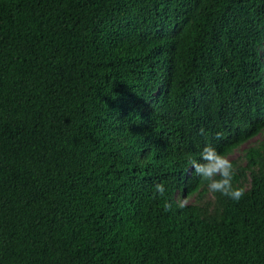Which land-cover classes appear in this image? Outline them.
Here are the masks:
<instances>
[{
  "label": "trees",
  "instance_id": "trees-1",
  "mask_svg": "<svg viewBox=\"0 0 264 264\" xmlns=\"http://www.w3.org/2000/svg\"><path fill=\"white\" fill-rule=\"evenodd\" d=\"M263 130L264 0H0V264H264Z\"/></svg>",
  "mask_w": 264,
  "mask_h": 264
},
{
  "label": "clouds",
  "instance_id": "clouds-1",
  "mask_svg": "<svg viewBox=\"0 0 264 264\" xmlns=\"http://www.w3.org/2000/svg\"><path fill=\"white\" fill-rule=\"evenodd\" d=\"M204 130L201 129V134ZM222 138V133H216V139ZM190 168L193 174L207 183L208 189L213 193H220L232 200L239 201L245 194L242 187L234 186V167L232 162L221 154L212 144H206L199 159L190 161ZM166 189L162 183H155L153 198L163 197ZM171 205H166V208ZM183 206V205H180Z\"/></svg>",
  "mask_w": 264,
  "mask_h": 264
},
{
  "label": "rangeland",
  "instance_id": "rangeland-1",
  "mask_svg": "<svg viewBox=\"0 0 264 264\" xmlns=\"http://www.w3.org/2000/svg\"><path fill=\"white\" fill-rule=\"evenodd\" d=\"M263 135H264V130H263L262 133H259V134L255 135L254 138L252 137L250 140H255L256 138L261 137V136H263ZM248 142H249V140H248ZM246 143H247V141L243 142L240 146H243V145H245ZM236 152H237V149L234 150L233 152L229 153L228 155H226V157H227V158L232 157ZM191 197H192V196H187V197H185V200H187V199H189V198H191Z\"/></svg>",
  "mask_w": 264,
  "mask_h": 264
}]
</instances>
